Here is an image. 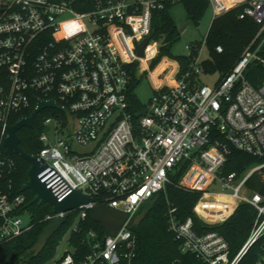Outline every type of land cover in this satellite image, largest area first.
<instances>
[{"label": "built area", "instance_id": "1", "mask_svg": "<svg viewBox=\"0 0 264 264\" xmlns=\"http://www.w3.org/2000/svg\"><path fill=\"white\" fill-rule=\"evenodd\" d=\"M179 1L0 0V125L4 128L29 116L11 122L17 114L33 111L36 97L55 99L70 111L73 122L63 111L55 115V128L66 136L54 144L41 133L44 147L34 156L44 159L47 167L39 177L59 200L74 189L94 198L68 212H77L69 233L78 231L80 221L96 204L127 216L115 233L88 230L83 246H65L55 264H133L137 239L131 222L165 189L180 162L189 163L180 185L202 193L194 211L204 222L225 221L241 203L257 210L248 239L231 259L223 235L214 230L199 233L192 217L181 221L174 215L176 209H171L169 229L181 241L182 251L208 264H238L264 237V198L245 187L264 164L241 179L235 173L222 174L232 148L264 157V82L255 86L246 77L252 62L264 66L260 54L264 0H209L213 20L241 7L239 17L257 23L256 35L214 86L198 80L208 34L203 41L187 44V70L180 74L179 64L171 79L155 85L149 102L138 109L131 100L130 67L145 56H139L138 46L145 38L151 42L154 12ZM77 4L89 7L82 10ZM216 50L222 52L223 47L218 45ZM52 122L51 117L44 120ZM6 136L4 129L0 131V245L33 226L30 216L24 218L27 211L21 212L25 195L13 196L3 188L5 169L15 165L3 150ZM76 146L90 150L79 154ZM212 187L220 189L212 191ZM206 195L224 196L221 207L215 208L217 213L226 211L223 218L213 220L200 211ZM252 264H264V245Z\"/></svg>", "mask_w": 264, "mask_h": 264}, {"label": "trees", "instance_id": "2", "mask_svg": "<svg viewBox=\"0 0 264 264\" xmlns=\"http://www.w3.org/2000/svg\"><path fill=\"white\" fill-rule=\"evenodd\" d=\"M180 1L183 2L186 8L189 20L196 24L200 22L206 9L210 6L209 0ZM171 6L168 5L166 9L156 11L153 14L149 37L151 41L160 42V46L158 55L151 62V68H154L163 56H169L179 62L180 74H182L187 70L189 59L186 55L176 56L172 53L173 44L180 37V30L170 14ZM76 7L85 10L89 5L77 4ZM241 10V7L233 8L217 16L212 21L206 42L209 58L202 63L206 72L218 71L221 74L220 78H222L231 70L245 47L256 35L259 29L257 23L250 17L240 18ZM218 45L223 47L222 52H217L216 47ZM260 54L264 56V43ZM144 58L141 64L142 69L148 66V64L147 66L143 65L145 63ZM137 65L138 62H135L130 67L132 72L131 100L138 109H142L144 104L140 102L135 94L140 80V77L136 75ZM168 65L174 64L164 58L162 63L151 72L150 75L156 85L171 79L176 69L175 65L172 71L166 73L163 80L158 79L159 74ZM246 77L255 86L262 84L264 82V66L259 62H252L246 70ZM49 111L54 115H63L61 110L45 109L37 114L33 127L25 126L18 132L21 137V148L30 155H36L44 147L40 135L44 130V119L47 117L44 115ZM31 112L32 108L23 111L17 114L11 122H15L21 115H30ZM3 150L5 154L15 160V165L4 171L3 188L13 196L25 195L26 200L21 212L27 211L29 213L33 226L24 234L0 245V264H46L55 257L58 246L76 220L77 212L69 213L67 221L54 233L38 255L34 256L33 252L28 253L38 241L44 227L51 221L47 217H52L54 211L50 204L32 203L34 195L29 190H21L23 183L27 180V173L30 168L29 162L8 148ZM188 164V162H180L174 167L165 189L158 192L148 203L146 217L139 225L131 226L137 239V256L133 260V264H208L193 253L182 251L181 241L176 239L173 231L169 229V212L173 208L176 209L174 215L181 221L192 217L195 224L194 228L199 233L214 230L223 235L229 243L231 259L236 256L248 239L257 215L255 207L249 203H241L225 221L216 224L204 222L194 211V207L202 195L201 191L182 187L179 183ZM263 164L264 157H255L232 148L222 169V174L235 173L237 178L241 179L250 169ZM245 187L248 192L259 193L264 198V165L250 175L245 182ZM204 200L205 197L199 205L201 212ZM90 229L105 233L102 225L94 220L91 211H89L85 220L80 221L78 231L71 232V245L78 248L83 246L82 239ZM263 245L264 237L249 248L238 264H252L258 258Z\"/></svg>", "mask_w": 264, "mask_h": 264}, {"label": "water", "instance_id": "3", "mask_svg": "<svg viewBox=\"0 0 264 264\" xmlns=\"http://www.w3.org/2000/svg\"><path fill=\"white\" fill-rule=\"evenodd\" d=\"M185 26L181 28V31L184 30ZM148 42L149 38H145L142 43L139 44V56L143 57L145 55V47ZM35 100L37 102V106L29 116H23L13 125H7L4 128L0 125V131L4 129L7 134L4 139V145L10 151L17 153L26 159L30 164V168L27 173V180L23 183L21 190H29L34 195L32 203H38L40 205L50 204L53 207L55 214H61L54 217L49 224L44 227L38 241L35 243L33 248L28 251V253L33 252L34 256L38 255L44 249L49 239L67 221L69 211L77 208L81 204L94 202V198L83 193L81 189H74L62 200H59L53 194L51 188H49L39 177V174L47 167V163L44 159H39L37 156L30 155L21 148V137L18 133L19 130L25 126L33 127L37 114L42 110L46 108H57L65 113L69 123L73 122L70 111L66 107L59 105L55 99L46 100L36 97ZM91 212L94 220L99 222L105 231L111 233H115L121 227L123 220L127 217L126 214L110 208L105 204L94 205ZM146 215L147 211L139 213L132 220L131 224L139 225Z\"/></svg>", "mask_w": 264, "mask_h": 264}, {"label": "rangeland", "instance_id": "4", "mask_svg": "<svg viewBox=\"0 0 264 264\" xmlns=\"http://www.w3.org/2000/svg\"><path fill=\"white\" fill-rule=\"evenodd\" d=\"M170 14L176 23V25L179 27L180 30V37L179 39L173 44L172 47V53L174 55H186L188 53V49H186L187 44H193L196 42L203 41L208 34L210 25L213 20V8L212 6H208V8L205 11L204 16L200 20L198 24L192 22L188 18V14L186 11V8L183 4V2L179 1L173 4L170 7ZM186 25V26H185ZM184 30L181 31V28L184 27ZM160 46V42L158 41H151L149 47L146 50L145 55V63H143L144 66H147L149 64L150 59L153 57V59L156 58L158 55V49ZM157 54V55H156ZM164 58H167L170 60L174 65L176 64V59H172L169 56H163L159 63L154 67L151 68V65L148 66V68H141L142 62L138 63L136 69H137V75L140 77L139 83L136 87L135 94L137 98L140 100L141 103L147 104L151 97L154 94V86L156 85L153 78L151 77V72L162 63ZM202 60H207L209 58L208 49L207 46H203L202 53H201ZM174 65H168L166 73L172 71L174 69ZM164 71V70H163ZM166 73H164L166 75ZM160 75V74H159ZM221 74L218 71L215 72H206L204 69L202 73L199 75L198 80L200 84H206L210 86H214L215 83L220 79ZM165 76H160L159 79H163ZM50 109V108H48ZM45 110V109H44ZM43 111V110H42ZM40 113V112H39ZM44 116L51 117L53 122L51 124H45L44 123V130L51 143H56L58 138H63L66 136L64 133H59L57 129L55 128V115L51 113L50 111L46 113ZM46 117V118H47ZM45 118V119H46ZM44 119V120H45ZM90 147H82V146H76V151L79 154H84L89 152ZM219 187H212L210 190L217 191L219 190ZM247 191V190H246ZM248 192V191H247ZM224 196H218V195H206L204 202H202V212L204 211V215L207 218L216 220L221 219L226 215V211L217 213L215 208L221 207L222 203L225 201ZM146 207L142 209L141 212L146 211ZM213 209V210H211ZM215 209V210H214ZM208 211V212H207ZM25 220H28L29 214L27 213L24 216ZM70 231V230H69ZM67 232V234L62 239L60 245L57 248V253L53 259L48 261L46 264H55L56 259L61 255L63 249L65 246H71V234ZM70 234V235H69Z\"/></svg>", "mask_w": 264, "mask_h": 264}, {"label": "bare ground", "instance_id": "5", "mask_svg": "<svg viewBox=\"0 0 264 264\" xmlns=\"http://www.w3.org/2000/svg\"><path fill=\"white\" fill-rule=\"evenodd\" d=\"M149 45H150V43L147 44V46H146V50H147V48L149 47ZM145 55H146V52H145ZM144 57H145V56H144ZM218 196H221V195H218Z\"/></svg>", "mask_w": 264, "mask_h": 264}, {"label": "crops", "instance_id": "6", "mask_svg": "<svg viewBox=\"0 0 264 264\" xmlns=\"http://www.w3.org/2000/svg\"><path fill=\"white\" fill-rule=\"evenodd\" d=\"M176 68H178L179 66V63L176 61V64H175ZM148 67V66H147Z\"/></svg>", "mask_w": 264, "mask_h": 264}]
</instances>
